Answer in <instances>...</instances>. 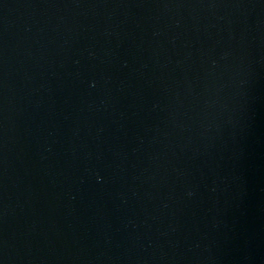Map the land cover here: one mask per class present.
<instances>
[{
    "label": "water",
    "instance_id": "obj_1",
    "mask_svg": "<svg viewBox=\"0 0 264 264\" xmlns=\"http://www.w3.org/2000/svg\"><path fill=\"white\" fill-rule=\"evenodd\" d=\"M0 264H264V0H0Z\"/></svg>",
    "mask_w": 264,
    "mask_h": 264
}]
</instances>
